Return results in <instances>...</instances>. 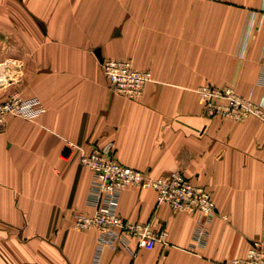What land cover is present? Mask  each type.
<instances>
[{
    "label": "crops",
    "instance_id": "1",
    "mask_svg": "<svg viewBox=\"0 0 264 264\" xmlns=\"http://www.w3.org/2000/svg\"><path fill=\"white\" fill-rule=\"evenodd\" d=\"M0 35L22 58L24 96L44 108L0 126V264H97L99 232L75 225L92 212L80 154L108 142L125 166L205 188L217 216L200 246L196 216L128 187L118 215L167 238L153 250L129 239L98 264H224L264 242V125L207 117L198 92L264 98V0H0ZM109 59L152 73L139 98L114 93Z\"/></svg>",
    "mask_w": 264,
    "mask_h": 264
},
{
    "label": "built area",
    "instance_id": "2",
    "mask_svg": "<svg viewBox=\"0 0 264 264\" xmlns=\"http://www.w3.org/2000/svg\"><path fill=\"white\" fill-rule=\"evenodd\" d=\"M103 72L115 94L129 100L141 96L152 81L150 71L136 69L128 60H103ZM205 102V115H222L236 122L255 117L264 125V98L256 102L236 94L230 87L223 89L205 86L198 90ZM44 108L38 101H31L21 112L16 103L0 106V122L6 112L17 113L33 120ZM78 150L69 145L65 157ZM113 142L96 146L90 153L80 154V163L92 172V181L87 195L90 214H77L75 225L82 230L97 229L99 236L94 262L100 263L106 249L119 250L134 239L138 248L153 250L159 242H165L168 233L158 232L150 223H134L121 218L117 211L122 192L128 187L151 189L157 194L158 205H168L174 212L196 216L194 240L205 246L210 235V225L217 216L216 203L203 187L196 186L181 173L154 178L149 174L121 164L115 156ZM224 264H264V242L253 241L247 253Z\"/></svg>",
    "mask_w": 264,
    "mask_h": 264
},
{
    "label": "rangeland",
    "instance_id": "3",
    "mask_svg": "<svg viewBox=\"0 0 264 264\" xmlns=\"http://www.w3.org/2000/svg\"><path fill=\"white\" fill-rule=\"evenodd\" d=\"M15 46V41L11 37L8 35H0V80H3L0 81V106L16 103L18 109L23 112L27 109L29 102H40V100L38 98L30 99L24 96V68L20 61L22 58L18 57L19 53L15 50ZM8 117H17L33 122L38 119L36 117L33 120H29L16 112H6L3 120L0 122L1 127L6 125Z\"/></svg>",
    "mask_w": 264,
    "mask_h": 264
},
{
    "label": "bare ground",
    "instance_id": "4",
    "mask_svg": "<svg viewBox=\"0 0 264 264\" xmlns=\"http://www.w3.org/2000/svg\"><path fill=\"white\" fill-rule=\"evenodd\" d=\"M0 81H3V80H0Z\"/></svg>",
    "mask_w": 264,
    "mask_h": 264
}]
</instances>
